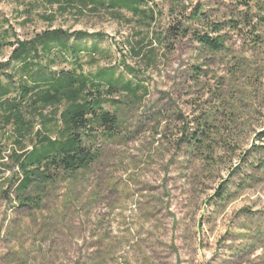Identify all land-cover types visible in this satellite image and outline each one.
I'll use <instances>...</instances> for the list:
<instances>
[{"label":"rangeland","instance_id":"rangeland-1","mask_svg":"<svg viewBox=\"0 0 264 264\" xmlns=\"http://www.w3.org/2000/svg\"><path fill=\"white\" fill-rule=\"evenodd\" d=\"M50 2L0 0L9 40L49 28L95 33L80 41L83 71L112 68L140 87L110 96L118 129L91 132L88 167L50 170L31 192L39 204L18 203L17 169L4 160L0 264H264V0H142L145 19ZM197 32L223 48L202 47ZM0 126L5 157L13 134ZM36 129L54 136L56 124L35 119Z\"/></svg>","mask_w":264,"mask_h":264},{"label":"trees","instance_id":"trees-1","mask_svg":"<svg viewBox=\"0 0 264 264\" xmlns=\"http://www.w3.org/2000/svg\"><path fill=\"white\" fill-rule=\"evenodd\" d=\"M51 1V4L57 2ZM70 1L73 0H66ZM85 1L110 9H125L138 18L149 17L140 7L142 0H80ZM53 18L50 14L47 20ZM0 26V53L10 48L7 57L0 60V108L3 110L0 121L10 125L13 134L10 153L4 157L0 151V173L4 160L10 159L18 174L14 197L19 204L32 206L40 202H36L31 192L39 182L50 179V170L70 175L93 161L94 151L87 146L92 131L101 129L100 133L108 137L118 129L117 115L104 108L117 102L110 96L120 90L136 97L140 86L123 82L122 76H115L112 68L93 73L83 71L85 63L81 54L89 48L80 41L95 33L49 28L10 41L8 28ZM174 28L171 26L169 31L176 34ZM185 32L186 27L180 29L181 36ZM210 33L197 32L194 38L208 50H221L222 39ZM59 64L65 67L55 69ZM11 94L13 100L7 97ZM47 108L53 110L54 117L43 114ZM28 109L33 111L34 119L25 116L24 111ZM35 119L44 127L55 123V135L49 136L39 129L33 131Z\"/></svg>","mask_w":264,"mask_h":264}]
</instances>
